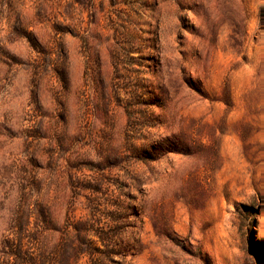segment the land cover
<instances>
[{
	"label": "rangeland",
	"instance_id": "rangeland-1",
	"mask_svg": "<svg viewBox=\"0 0 264 264\" xmlns=\"http://www.w3.org/2000/svg\"><path fill=\"white\" fill-rule=\"evenodd\" d=\"M114 200L131 264H264V0H0V240Z\"/></svg>",
	"mask_w": 264,
	"mask_h": 264
},
{
	"label": "trees",
	"instance_id": "trees-1",
	"mask_svg": "<svg viewBox=\"0 0 264 264\" xmlns=\"http://www.w3.org/2000/svg\"><path fill=\"white\" fill-rule=\"evenodd\" d=\"M16 31L28 41L34 50L40 53L44 52L41 43L32 31H28L21 24L16 25ZM115 39L119 47L114 52V67L116 70L114 79L118 82L115 83L116 89L120 91L123 88L121 84L125 79L124 75L120 73L121 68H125L130 72L133 65L132 60L135 58L122 54V51L123 53L127 52L128 33L120 31ZM57 73L61 82L66 84L67 77L64 70L57 71ZM138 88H140L138 85H133V90H130L131 97H139L137 94ZM225 101L229 106L230 94L228 87L225 92ZM146 154L150 153L141 149L136 151L134 157L140 159L141 156L143 158ZM114 202L121 205H118L116 209L104 208L103 211H100L99 217L92 212V215L85 219L76 220L73 216H67L65 223L59 229L56 228L48 209L41 208L36 224L38 229L33 232H27L26 224L28 220L18 213L14 220L16 225L12 227H17V229H12L10 235H6L0 240V264H80L83 257H87L89 264H131V261L127 259L131 250L130 243L127 240L128 232L130 228L135 227V222L129 220V217L123 215L122 212L125 209L135 211L133 216L137 218L140 209H132L130 204L123 206L124 201L122 200H114ZM93 204L94 200H92ZM98 206H101V202ZM57 230L61 233V239L53 249L48 250L44 246L41 247L36 244L37 232ZM26 237H29L31 241L25 242ZM137 251L141 252V248L139 247Z\"/></svg>",
	"mask_w": 264,
	"mask_h": 264
}]
</instances>
